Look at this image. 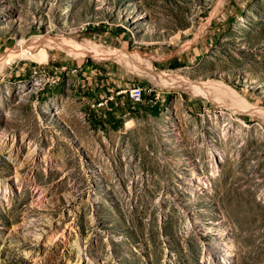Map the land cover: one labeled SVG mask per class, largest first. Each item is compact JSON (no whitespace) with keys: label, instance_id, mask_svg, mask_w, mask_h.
Returning <instances> with one entry per match:
<instances>
[{"label":"rangeland","instance_id":"1","mask_svg":"<svg viewBox=\"0 0 264 264\" xmlns=\"http://www.w3.org/2000/svg\"><path fill=\"white\" fill-rule=\"evenodd\" d=\"M0 264H264V0H0Z\"/></svg>","mask_w":264,"mask_h":264},{"label":"bare ground","instance_id":"2","mask_svg":"<svg viewBox=\"0 0 264 264\" xmlns=\"http://www.w3.org/2000/svg\"><path fill=\"white\" fill-rule=\"evenodd\" d=\"M16 49V48H15ZM131 53V52H130ZM127 53V56L133 58V56L135 54L133 53ZM16 58H25V59H32L36 62H43V61H47V59L49 58V53L48 51L45 49V48H40V47H34V48H25L23 44H20V47L18 49H16L14 52H11L9 54H7L4 59L2 60L3 62L2 63H5L6 61L8 60H13V59H16ZM148 67V66H147ZM167 75V74H165ZM169 75V74H168ZM163 79H167L162 77ZM157 82L159 83L158 79H157ZM198 85V84H197ZM215 87L218 89H221V87L223 88V85L224 84H214ZM225 87V85H224ZM194 89L196 90L197 87H194ZM226 91H230V96L236 100L238 102V106L247 111V112H251V113H255V111L250 107V105L243 99L240 97L239 94H237L235 91H233L232 89L228 88L227 87L225 88ZM202 90V89H201ZM223 91V90H222ZM219 94V93H218ZM223 95V94H222ZM225 246V245H224ZM227 247L225 249V251H227ZM227 253V252H226ZM230 256L227 257L228 260H230L229 258ZM226 258V257H225Z\"/></svg>","mask_w":264,"mask_h":264},{"label":"built area","instance_id":"3","mask_svg":"<svg viewBox=\"0 0 264 264\" xmlns=\"http://www.w3.org/2000/svg\"><path fill=\"white\" fill-rule=\"evenodd\" d=\"M34 72L38 71L34 70ZM120 93L126 94L123 95V97L125 98V96H128L135 105H140L144 102V89L140 86L134 87L132 89H126L124 91H121ZM150 102H153V100H150Z\"/></svg>","mask_w":264,"mask_h":264},{"label":"crops","instance_id":"4","mask_svg":"<svg viewBox=\"0 0 264 264\" xmlns=\"http://www.w3.org/2000/svg\"><path fill=\"white\" fill-rule=\"evenodd\" d=\"M110 105H112V103H109Z\"/></svg>","mask_w":264,"mask_h":264},{"label":"trees","instance_id":"5","mask_svg":"<svg viewBox=\"0 0 264 264\" xmlns=\"http://www.w3.org/2000/svg\"><path fill=\"white\" fill-rule=\"evenodd\" d=\"M177 66H178V65H177ZM177 66H176V67H177Z\"/></svg>","mask_w":264,"mask_h":264}]
</instances>
